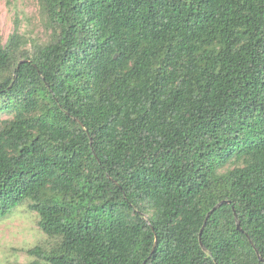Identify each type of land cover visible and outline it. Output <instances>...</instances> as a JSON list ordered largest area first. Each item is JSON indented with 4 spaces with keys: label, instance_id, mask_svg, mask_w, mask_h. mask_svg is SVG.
I'll use <instances>...</instances> for the list:
<instances>
[{
    "label": "trees",
    "instance_id": "trees-1",
    "mask_svg": "<svg viewBox=\"0 0 264 264\" xmlns=\"http://www.w3.org/2000/svg\"><path fill=\"white\" fill-rule=\"evenodd\" d=\"M38 2L0 44V218L58 238L24 264H264V0Z\"/></svg>",
    "mask_w": 264,
    "mask_h": 264
},
{
    "label": "rangeland",
    "instance_id": "rangeland-1",
    "mask_svg": "<svg viewBox=\"0 0 264 264\" xmlns=\"http://www.w3.org/2000/svg\"><path fill=\"white\" fill-rule=\"evenodd\" d=\"M20 37L21 49L32 50L51 38L47 16L38 0H0V44L8 43L15 31ZM1 111L0 120L11 117ZM233 165L226 166L232 168ZM58 238L45 234L38 226V214L28 208V202L15 207L0 218V264H24L35 256L27 252L35 246L49 250Z\"/></svg>",
    "mask_w": 264,
    "mask_h": 264
},
{
    "label": "water",
    "instance_id": "water-1",
    "mask_svg": "<svg viewBox=\"0 0 264 264\" xmlns=\"http://www.w3.org/2000/svg\"><path fill=\"white\" fill-rule=\"evenodd\" d=\"M224 202L229 203L230 201H229V200H222V201L218 202V203L212 208V210H214L216 207L220 206V205L223 204ZM237 228L240 229V224H239L238 221H237ZM153 249H154V248H153ZM256 251H257V250H256ZM143 264H144V263H143Z\"/></svg>",
    "mask_w": 264,
    "mask_h": 264
}]
</instances>
